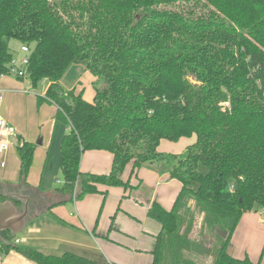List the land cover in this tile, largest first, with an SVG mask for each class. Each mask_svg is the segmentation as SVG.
Returning a JSON list of instances; mask_svg holds the SVG:
<instances>
[{
  "label": "trees",
  "instance_id": "16d2710c",
  "mask_svg": "<svg viewBox=\"0 0 264 264\" xmlns=\"http://www.w3.org/2000/svg\"><path fill=\"white\" fill-rule=\"evenodd\" d=\"M12 39L29 48L32 87L49 82L38 102L54 104L55 118L69 126L60 142L62 184L42 212L105 197L108 187L131 189L126 166L132 172L165 157L161 139L195 135L185 156L170 161L169 177L181 183L172 208L155 200L147 208L160 224L152 264H204L201 256L261 264L227 248L242 214L264 208V0H0V72L14 56ZM71 64L95 77L91 101L83 88L62 89ZM16 148L19 180L33 195L35 144L17 137ZM95 149L112 154L110 170L81 172L82 153ZM16 237L2 232L0 251L15 249L35 264H116L19 246Z\"/></svg>",
  "mask_w": 264,
  "mask_h": 264
},
{
  "label": "crops",
  "instance_id": "0c3cea01",
  "mask_svg": "<svg viewBox=\"0 0 264 264\" xmlns=\"http://www.w3.org/2000/svg\"><path fill=\"white\" fill-rule=\"evenodd\" d=\"M72 70H75V75L78 73L77 67ZM48 84L38 90V86L32 87L28 78H0V89L4 90L0 113L15 134L9 138L0 127V142L3 139L10 142L8 148L0 152V191L3 194L6 190L28 195L31 198L29 215L32 212L36 217L31 223H28V217L25 235L17 236L20 239L17 245L53 254L72 251L98 262L152 264L160 224L148 217L147 208L153 200L166 209L172 208L181 183L169 177L170 166L151 164L131 172L128 165L122 178L129 181L131 189L108 187L105 197L102 193L88 194L72 202L68 210L57 204L50 211L42 212L44 206L56 199L54 192L58 187H54L53 182L61 175L58 166L60 142L67 129L55 118L54 104L46 100L38 102V96L44 95ZM17 137L35 144L27 176L28 185L34 189L33 195L21 185L20 160L16 165L15 154L10 149L12 142L16 145ZM194 141L195 135L181 137L175 142L161 139L157 150L176 152L183 146L186 149ZM4 158H11L12 163H5L2 161ZM111 163L112 154L107 150H86L82 153L79 169L83 173L103 174L110 170ZM194 204V200H190L187 206L193 208ZM227 250L235 257L247 256L264 264V208H253L242 214ZM0 264L35 263L17 250L10 249L0 251Z\"/></svg>",
  "mask_w": 264,
  "mask_h": 264
},
{
  "label": "rangeland",
  "instance_id": "374dc122",
  "mask_svg": "<svg viewBox=\"0 0 264 264\" xmlns=\"http://www.w3.org/2000/svg\"><path fill=\"white\" fill-rule=\"evenodd\" d=\"M19 46H20V42L19 41L14 40V39L9 41V47H10L11 52H12V54L14 56H20ZM75 67L78 68V73L76 75H75V70H72V69H75ZM94 80H95V77L89 71H86L84 69L83 65H81V64H71L67 68V70L64 73V75L62 76L60 84H61V87L64 90V92L69 90V89H71V88H73V86L76 87V89L83 88L84 89V95H83L84 98L86 100H88V101H91V99H92V97L94 95V89H93V81ZM47 83H48V80H46V79L40 81V83L38 84V88L37 89L38 90L42 89L44 86L47 85ZM184 148L185 147L183 146V148H181V150L176 151V152L158 150L159 153L163 154L165 157L160 158V159H158L157 161H155L153 163L143 164V165H141L138 168L150 167L151 164L157 165V166H160V167L165 166V168H166L167 166H170V161H171L172 157L182 158V157L185 156V149ZM10 149L14 152L15 159H16V165H18L19 155H18V151H17L16 145L13 142L10 144ZM168 152H170V153H168ZM2 161H4L5 163L7 162V164H8V161H9V165L12 163V159L11 158L10 159L9 158H4ZM138 168H136V169H138ZM199 168L202 171L205 170V168L203 166H201V165H200ZM16 170H17V174H18V167H17ZM38 170H39V168H38ZM53 184H54V187H59L62 184V177H61L60 174L57 176V180H54ZM141 184H143V182H141ZM192 203L193 202H190L191 205H192ZM60 205L66 207V209L68 210V209H70V206H72V201H68V202H65V204H60ZM34 218H36V217H34V214L30 213L28 223L33 222ZM201 223H202V221L198 220V224H197L198 228L201 227ZM219 234L221 235V231H219ZM24 235H25V229H23L20 233L17 234V236H19V237H22ZM205 235H207V231H204V233L201 234L200 236H205ZM198 258L204 264H209V259H208V261H206L207 258H204L203 256L197 257V259Z\"/></svg>",
  "mask_w": 264,
  "mask_h": 264
},
{
  "label": "water",
  "instance_id": "95a60500",
  "mask_svg": "<svg viewBox=\"0 0 264 264\" xmlns=\"http://www.w3.org/2000/svg\"><path fill=\"white\" fill-rule=\"evenodd\" d=\"M5 191L4 200H0V240L2 232H9L17 235L26 226L29 217V203L31 198L23 193ZM11 198H18L23 201L22 207L18 208ZM221 235L225 234L221 231Z\"/></svg>",
  "mask_w": 264,
  "mask_h": 264
},
{
  "label": "built area",
  "instance_id": "2783aa9c",
  "mask_svg": "<svg viewBox=\"0 0 264 264\" xmlns=\"http://www.w3.org/2000/svg\"><path fill=\"white\" fill-rule=\"evenodd\" d=\"M20 56H13L7 64L5 71L0 72V78L11 76L14 78L27 77V65L29 57V48L27 45L22 44L19 48ZM3 89H0V101L3 99ZM0 127L4 130L5 134L9 137H15L14 130L6 123L4 117L0 113ZM69 129V126H67ZM14 139V138H13ZM8 139H3L0 142V152L7 149L9 146ZM75 202V201H73ZM20 239L16 237L14 243L18 244Z\"/></svg>",
  "mask_w": 264,
  "mask_h": 264
}]
</instances>
